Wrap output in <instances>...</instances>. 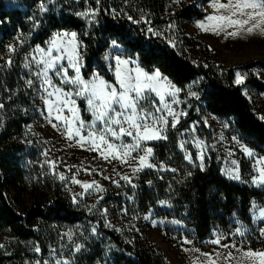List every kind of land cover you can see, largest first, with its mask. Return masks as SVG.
<instances>
[{"label":"trees","instance_id":"16d2710c","mask_svg":"<svg viewBox=\"0 0 264 264\" xmlns=\"http://www.w3.org/2000/svg\"><path fill=\"white\" fill-rule=\"evenodd\" d=\"M43 3L48 4L46 11L40 10L41 0H0V232L12 237V242L0 245V264H35L38 260L43 264L60 224L78 225L83 230L74 246L58 252L57 256L69 259L60 264H170L164 253L139 233L122 229L113 220L121 211L130 216L146 212L160 200L172 205V212L163 214L193 229L196 240L205 239L215 227L229 226L234 214L251 223L249 211L254 201L264 205V188L226 178L216 161H208L204 168L189 167L171 141L168 148L166 142L154 146L160 159L175 171H143L136 185L106 193L93 209L66 196L61 180L39 164V152L16 140L26 137L36 113L37 79L24 66L26 53L35 45L44 46L54 32L68 29L77 33L86 78L97 71L113 80L105 54L116 41L138 57L145 70H159L181 89L188 122L207 113L230 117L260 154H264V118L235 83L232 68L215 65L207 46L197 43L203 51L200 55L196 44L194 52L181 44V39L190 40L178 25L203 18L205 10L178 0ZM168 25L177 27L175 41L163 31ZM10 46L14 50L10 51ZM252 65L264 67V60ZM245 82L264 92V81L252 73ZM191 84L192 89L187 90ZM80 105L82 115L88 117L85 103ZM30 242L39 252L28 247Z\"/></svg>","mask_w":264,"mask_h":264},{"label":"rangeland","instance_id":"374dc122","mask_svg":"<svg viewBox=\"0 0 264 264\" xmlns=\"http://www.w3.org/2000/svg\"><path fill=\"white\" fill-rule=\"evenodd\" d=\"M178 1L206 12L201 19L184 20L178 25V29L190 40L181 39V44L191 52H194L192 46L196 44L200 55L203 51L199 44L207 46L212 54L210 59L215 65L222 69H233L235 83L236 73L240 72L244 79L239 85L264 118V92L251 89L245 82L250 73L264 81V67L252 65L256 60H264V19L256 18L260 27L255 28L251 33L245 30L252 26L251 21L249 24H228L227 21L220 20L222 16H230L232 20L243 21L248 18L247 13L258 12L261 9L245 8L243 12H237L235 9H220L213 6L214 3H229V0ZM238 2L243 3L244 0H231L232 4ZM201 24L204 25L203 28ZM163 31L174 41L178 37L177 27L174 25H168ZM72 33L76 34L75 37L71 35ZM229 33L234 34L229 35ZM50 56L62 57L57 67L67 68L66 75L63 71L60 75H56L54 70H49L45 78L41 69L44 66L43 62L49 60ZM202 56L205 57L204 54ZM105 61L108 72L113 77L112 81L107 80L97 71L88 78L84 77L85 62L81 44L77 33L68 29L54 32L44 46L31 47L24 60L25 68L37 79L34 91L36 113L28 124L26 137L16 140H23L30 148L39 152V164L61 180L66 196L75 204L87 209L96 208L106 193L114 189L126 190L129 186L136 185L143 171L173 170L168 161L160 159V154L154 146L155 143L162 145L166 142L164 147L168 148L170 141L182 153L189 167L204 168L208 161H216L221 174L226 178L264 188V180L261 179L264 174V154L257 152L245 141L232 118L207 113L197 120L188 122L186 120L188 111L182 106L180 97L181 89L159 70L152 72L145 70L139 58L132 56L118 43L116 46L111 43L105 54ZM72 64L79 67L80 78L89 85L93 81L98 83L103 80L108 85L116 86L118 90H120L119 79L130 77L134 82L137 75L143 80V74L152 75L159 71L163 79L153 82L156 91L149 92L148 99L141 101L144 111H139L136 119L137 122H141L144 112H151L152 117H149L147 122L159 129V134L166 139L142 140L140 149L130 151L128 156H123V149H120V146L134 144L133 138L106 136V142L102 144L98 139L90 137L89 134L93 131L99 135L100 122L94 123L93 109L88 105L85 96L75 95L80 91V87L65 82L77 75ZM192 87L193 84L189 85L187 90H191ZM177 89L179 91H176ZM161 97H163L162 101ZM81 101L86 105L88 117L82 115ZM169 108L175 116L168 115ZM129 115H133V112H125V116ZM57 116L61 119H56ZM156 117L161 118L159 122L156 121ZM165 120L167 123L164 122ZM176 120L178 122L172 127ZM122 126L128 128L129 123L123 122ZM113 127L118 129L120 126L113 125ZM77 128L79 135L76 134ZM70 129L71 137L68 134ZM149 134L155 133L150 131ZM81 136L84 137L83 140ZM107 143L113 144V148L108 149ZM146 148L152 149L151 155H148L145 161L154 165L151 168L142 166L139 159L145 156L143 149ZM245 148L249 149L252 155H249ZM85 184L93 187L86 190ZM163 212H172V205L160 200L146 212L130 216L121 211L120 216L113 220L122 229L139 233L157 250L164 253L170 264H264V256L259 255L264 253V205L261 202L252 203L249 211L251 223L242 221L234 214L231 216L229 226L213 228L202 240H196L193 229L187 228L182 221L164 215ZM80 233L83 234V230L78 225H58L55 230L56 240L49 246V254L43 264L68 262L69 259L59 257L57 254L60 250H68L74 246L76 236ZM9 242H12V237L7 232H0V245L6 246ZM28 247L37 249L33 242L28 243ZM247 253L255 255L250 258ZM35 264H41L40 260Z\"/></svg>","mask_w":264,"mask_h":264},{"label":"snow or ice","instance_id":"6c2138e0","mask_svg":"<svg viewBox=\"0 0 264 264\" xmlns=\"http://www.w3.org/2000/svg\"><path fill=\"white\" fill-rule=\"evenodd\" d=\"M213 6L220 9H235V11L237 12H243V9L245 8L253 9V10L261 9V11L258 12L253 11L247 13L248 18L243 21L232 20L230 16L220 17V20L227 21L228 24H249V22L251 21L252 26L245 29L249 33L253 32L255 28L260 27V24L256 20L257 17L264 19V0H259V2H256V0H244L243 3L238 2L236 4H232L231 0H229V3L226 4L214 3ZM40 10L41 11L47 10L44 6L43 0H41ZM78 15L84 16L87 15V13H78ZM209 19H215V17H209ZM200 26L202 28L204 27L203 24H201ZM213 30H215V28H213ZM232 34L234 33H229V35ZM71 35L75 37L76 34L72 33ZM112 44L113 46H116V41H112ZM9 50L11 51L14 49H12V47L10 46ZM60 59H62V57L60 56H55V57L50 56L49 60L43 62L44 66L42 67L41 72L44 74L45 78H47L49 70H54V73L56 75H60L61 71H63L65 75L67 74V68L61 69L57 67V63ZM117 60H119V57H117ZM70 62H71V58H70ZM72 66L75 68L77 75L74 78H71L70 80H66L65 82H70L71 84L78 85L80 87V91H77L75 95L85 96L88 105H90L93 109V114L95 117L94 123L100 122V127L98 130L99 135H97V133L93 131L92 133L89 134L90 137H94L95 139H98L102 144L106 142V136H111V137L126 136L133 138V140L135 141L134 144H122L120 146V149H123L122 152L123 156H128L130 151H135L137 149H140L142 140L166 139V137H163L159 134L160 131L159 129H156L154 125H151L147 122L149 117H152L151 112L145 111L141 122H137L136 119V114L139 111H144L141 101H146L148 99L149 92L156 91V89L153 87V82L163 79L159 71H156L152 75L143 74L144 75L143 80L141 79L140 75H137L135 77L134 82L130 77L119 79L118 83L120 90H118L116 86L108 85L103 80L99 81L98 83L96 81H93L89 85V83L83 81L80 78L79 67L76 64H72ZM243 79L244 76L241 75L240 72H237L236 83L237 84L242 83ZM57 91H61V90H57ZM176 91L179 90L177 89ZM85 93H87V95H85ZM131 93H134L135 95L134 96L130 95ZM192 95H196V94L192 93ZM162 100L163 97H161V101ZM72 103H75V101H72ZM0 107H2V105H0ZM165 107H167V105H165ZM127 111H132L133 115L125 116V112ZM157 111H160V109H157ZM168 115L175 116L174 112L170 108L168 110ZM56 119H61V117L57 116ZM155 119L157 122H159L161 118L156 117ZM123 122H128L129 127L128 128L123 127L122 126ZM164 122L167 123L166 120ZM177 122L178 120L174 121L172 127H175V123ZM80 125L81 127L83 126L82 121L80 122ZM113 125H118L120 127L117 129L114 128ZM150 131L154 132L155 134H149ZM68 134L71 137L72 135L71 129L69 130ZM76 134L79 135V128L76 129ZM83 139L84 137L81 136V140ZM107 147L108 149H112L113 144L107 143ZM120 149H118V151ZM244 150L248 152L249 155H252V152L249 149L245 148ZM143 151H145V156H141L139 158L141 161V165L149 168L153 167L154 165L145 163L146 157L148 155H151L152 149L146 148L143 149ZM105 158L107 159V157ZM113 158H118V157L113 156ZM186 159H190V157H186ZM124 162L127 163V161ZM61 179H63V177H61ZM124 179H128V177H124ZM261 179L264 180V174H262ZM90 187H93V185H89V184L84 185V188L86 190ZM37 251H39V249H37ZM247 255L251 258L255 254L247 253ZM259 255L264 256V253H261Z\"/></svg>","mask_w":264,"mask_h":264}]
</instances>
